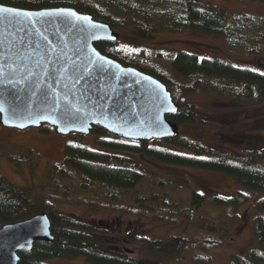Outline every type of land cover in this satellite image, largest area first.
<instances>
[{"label": "trees", "instance_id": "trees-1", "mask_svg": "<svg viewBox=\"0 0 264 264\" xmlns=\"http://www.w3.org/2000/svg\"><path fill=\"white\" fill-rule=\"evenodd\" d=\"M259 1L264 3V0ZM0 4L36 11L72 8L113 29L131 26L134 35L141 40H149L156 32L190 30L221 37L229 48H244L251 54L259 53L258 45L264 43V18L246 13L231 16L219 7L195 0H0ZM251 39L253 45L249 48ZM121 46L120 43L95 45L103 55L124 67L135 68L162 82L175 95L173 100L178 111L168 119L179 128L197 123L198 109L193 104H178V95L188 97L203 91L217 98L264 103V74L257 70L176 51L166 56L171 60L169 73L163 67L151 64L147 58H140L146 50L142 49L137 55L133 52L137 58H131ZM92 133L106 137L98 141L102 150L67 145L60 173L67 169L78 174L85 186L100 185L106 190L102 194L104 199L118 201L121 194L134 191L147 177L153 179L157 186H164L166 180L150 172L158 164L228 175L248 191L264 196V147L240 154L179 135L151 144L123 140L99 127H95ZM165 197L154 194L148 200L150 207L155 203L153 209L163 211L167 206ZM213 197L214 205L223 208H237L248 203L247 196L241 193L226 198ZM191 198V206L195 210L205 200L196 192ZM255 209L258 214L255 220L257 246L235 255L230 264H264V197L255 204ZM42 213L50 217L54 242L36 244L31 252L20 253L19 264H46L53 258H84L88 264H174L197 245L185 238L169 242L145 241L146 248L156 259H136L129 255L132 252L130 248L139 243L135 234L121 236L113 232L110 222L94 225L93 222L55 212L45 201H34L30 189L17 187L0 177V229ZM204 243L220 244L217 239L205 240Z\"/></svg>", "mask_w": 264, "mask_h": 264}, {"label": "rangeland", "instance_id": "rangeland-1", "mask_svg": "<svg viewBox=\"0 0 264 264\" xmlns=\"http://www.w3.org/2000/svg\"><path fill=\"white\" fill-rule=\"evenodd\" d=\"M195 1L219 7L231 16L246 13L264 18V3L259 0ZM113 30L119 34L121 49H126L128 56L137 58L133 52L137 55L144 49L147 52L140 58H147L151 64L163 67L169 73L171 60L167 54L176 51L223 60L236 67L264 73V43L258 45L259 53L251 54L244 48H229L221 37L190 30L156 32L149 40L135 36L131 26ZM252 42L253 39L248 42L249 48ZM181 96H176L177 103L196 105L198 120L195 124L181 126L179 136L240 154L264 147V103L217 98L203 91L188 97ZM100 138L106 137L92 132L89 135L62 136L48 125L21 131L5 128L0 123V177L17 187L30 189L34 201H45L55 212L84 219L94 225L110 222L113 232L121 236L135 234L139 243L130 248L132 252L129 255L136 259H156L146 248L145 241L169 242L185 238L197 243L192 251L184 253L174 264H230L235 255L257 246L255 220L258 214L255 204L264 196L243 188L234 177L158 164L150 172L164 178V186H157L153 179L147 177L134 191L121 194L114 202L102 197L106 190L100 185L85 186L78 174L67 169L60 173L67 145L102 150L98 146ZM193 192L205 197L198 210L191 206ZM237 193L247 196L248 203L237 208H223L213 203V196L226 198ZM154 194L166 196L167 206L163 211L153 209L155 203L150 207L148 200ZM137 199L140 201H135ZM216 239L220 244L204 243L205 240ZM46 264L88 263L84 258H53Z\"/></svg>", "mask_w": 264, "mask_h": 264}, {"label": "water", "instance_id": "water-1", "mask_svg": "<svg viewBox=\"0 0 264 264\" xmlns=\"http://www.w3.org/2000/svg\"><path fill=\"white\" fill-rule=\"evenodd\" d=\"M0 8L33 14L25 18L0 13L3 127L24 131L48 125L62 136L89 135L99 127L137 142L178 135L179 127L168 119L178 111L168 88L95 47L119 43V34L110 26L72 8ZM53 242L47 213L5 225L0 229V264H19L20 253Z\"/></svg>", "mask_w": 264, "mask_h": 264}, {"label": "snow or ice", "instance_id": "snow-or-ice-1", "mask_svg": "<svg viewBox=\"0 0 264 264\" xmlns=\"http://www.w3.org/2000/svg\"><path fill=\"white\" fill-rule=\"evenodd\" d=\"M61 12H63V10H61ZM0 13L15 14V16H17V17L23 16L25 18H30L33 15L32 13H21L16 9H9V8H0ZM57 14L59 15L60 13H57ZM68 15L76 16L77 14L75 12H70V13H68ZM78 19H79V17H78ZM84 19H87V18H84ZM262 74H264V73H262ZM173 111H174V109H173Z\"/></svg>", "mask_w": 264, "mask_h": 264}]
</instances>
